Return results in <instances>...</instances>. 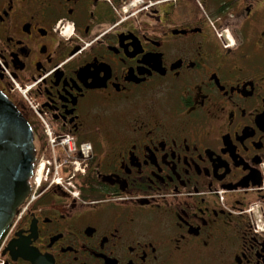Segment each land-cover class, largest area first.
Wrapping results in <instances>:
<instances>
[{
  "label": "flooded vegetation",
  "instance_id": "flooded-vegetation-1",
  "mask_svg": "<svg viewBox=\"0 0 264 264\" xmlns=\"http://www.w3.org/2000/svg\"><path fill=\"white\" fill-rule=\"evenodd\" d=\"M128 1L0 0V92L47 163L0 264H264V0Z\"/></svg>",
  "mask_w": 264,
  "mask_h": 264
},
{
  "label": "water",
  "instance_id": "water-1",
  "mask_svg": "<svg viewBox=\"0 0 264 264\" xmlns=\"http://www.w3.org/2000/svg\"><path fill=\"white\" fill-rule=\"evenodd\" d=\"M34 161L31 129L0 92V238L30 193Z\"/></svg>",
  "mask_w": 264,
  "mask_h": 264
},
{
  "label": "rangeland",
  "instance_id": "rangeland-1",
  "mask_svg": "<svg viewBox=\"0 0 264 264\" xmlns=\"http://www.w3.org/2000/svg\"><path fill=\"white\" fill-rule=\"evenodd\" d=\"M128 4H126L125 6H127ZM140 5H142V3H139V0H137L136 1V3H135V8L134 9H137ZM125 6H123V7H125ZM122 7V8H123ZM145 7V6H144ZM146 8V7H145ZM131 9H133V8H131ZM124 10V9H123ZM129 10V9H128ZM209 15V14H208ZM210 20H211V22H212V24L214 25V27H215V29H216V38H217V40H219L221 43L222 42H224V37H225V39L227 38V39H230L229 38V36H228V33H227V31H230V33L234 30V28L232 27V26H229V24L227 25V26H224V25H222V28L221 29H219V27H218V25L215 23V21H214V19L212 18V17H210ZM259 26V25H258ZM260 27V26H259ZM260 31H264V18H262L261 19V27H260ZM219 34H220V36H219ZM218 41V42H219ZM250 41H252L251 39H250ZM231 44V43H230ZM229 44V45H230ZM63 144H65V142L64 143H62V145ZM57 177H56V180H55V182L53 183V184H56V185H59L60 183H58V181H59V176L57 175V173L55 174Z\"/></svg>",
  "mask_w": 264,
  "mask_h": 264
},
{
  "label": "bare ground",
  "instance_id": "bare-ground-1",
  "mask_svg": "<svg viewBox=\"0 0 264 264\" xmlns=\"http://www.w3.org/2000/svg\"><path fill=\"white\" fill-rule=\"evenodd\" d=\"M225 38V37H224Z\"/></svg>",
  "mask_w": 264,
  "mask_h": 264
}]
</instances>
